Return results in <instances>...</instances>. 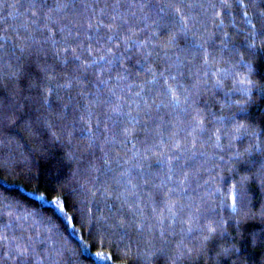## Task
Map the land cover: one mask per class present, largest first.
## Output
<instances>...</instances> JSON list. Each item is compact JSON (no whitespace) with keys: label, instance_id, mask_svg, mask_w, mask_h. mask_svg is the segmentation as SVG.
Listing matches in <instances>:
<instances>
[{"label":"snow or ice","instance_id":"1","mask_svg":"<svg viewBox=\"0 0 264 264\" xmlns=\"http://www.w3.org/2000/svg\"><path fill=\"white\" fill-rule=\"evenodd\" d=\"M259 63L264 0H0V264H73L69 206L133 264H264Z\"/></svg>","mask_w":264,"mask_h":264},{"label":"trees","instance_id":"2","mask_svg":"<svg viewBox=\"0 0 264 264\" xmlns=\"http://www.w3.org/2000/svg\"><path fill=\"white\" fill-rule=\"evenodd\" d=\"M245 2L249 3L250 0H245ZM237 26H239V17L237 18ZM258 67L261 72H264V63H259ZM220 174L226 175V170ZM45 176L46 173H42L37 180L33 181L31 184H28L21 177H8L6 184L14 190L12 192L13 197L19 199L30 210L39 212V201L36 200L35 197L29 195V192L31 188L37 187L38 184L40 186V190L43 191L46 183L53 180L52 176H47V179H45ZM13 180L16 181L15 184L11 183ZM226 187L227 186H225V189ZM250 191H252L253 195L256 197L253 202V211H258L261 203H264V200L260 198L259 192L254 186L250 187ZM67 212L69 216L76 215L77 217L73 221L72 225H69L63 217H60L59 220L53 218V224H55L59 230V238L62 240L66 239V246L70 249H77L74 254H70V257H68L73 261V264H100V261H98L96 257L97 252L101 253L102 256L111 255L113 258L109 261V264H133L132 257L117 253L115 248H110L107 243L101 244L99 241H94L89 235L91 225L81 220L79 214L74 213L71 206H69ZM43 214L50 215V213ZM73 225L75 227V232H73ZM245 228L248 232L259 233L262 229H264V221H261L259 218L248 220L245 224ZM81 240L83 241V245L89 250L87 254H81L78 249V245ZM247 251L249 252V264H259L261 260V253L253 250L252 248H249ZM201 264H203L202 261Z\"/></svg>","mask_w":264,"mask_h":264}]
</instances>
